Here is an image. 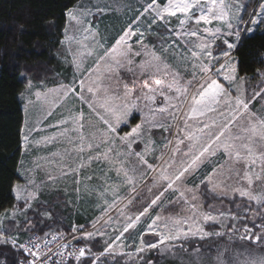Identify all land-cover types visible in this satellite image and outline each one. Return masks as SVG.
<instances>
[{"label": "snow or ice", "instance_id": "snow-or-ice-1", "mask_svg": "<svg viewBox=\"0 0 264 264\" xmlns=\"http://www.w3.org/2000/svg\"><path fill=\"white\" fill-rule=\"evenodd\" d=\"M257 2L247 20L243 0L121 3L115 10L130 15L115 36L96 23L110 5L78 0L68 10L60 44L71 79L34 93L49 105L46 119L57 108L67 112L48 125L56 133L42 138L66 145L48 160L58 174L13 185L24 207L0 214V244L22 251L20 264H117L116 257L156 264L144 256L153 250L195 254V264H264V70L240 76L232 60L242 33L264 24V0ZM33 87L29 81L25 91L31 95ZM36 131L21 130L25 148ZM69 177L77 200L83 185L100 215L91 230L74 223L71 233L49 227L36 234L27 212L40 192ZM206 193L220 206L207 204ZM225 200L235 210L223 207ZM39 214L51 219L48 211ZM6 221L16 236L2 230ZM21 231L29 233L24 242ZM133 232V243H124ZM97 237L103 250L94 252ZM213 237L220 243L207 254L191 247ZM73 241L85 243L77 249Z\"/></svg>", "mask_w": 264, "mask_h": 264}, {"label": "trees", "instance_id": "trees-1", "mask_svg": "<svg viewBox=\"0 0 264 264\" xmlns=\"http://www.w3.org/2000/svg\"><path fill=\"white\" fill-rule=\"evenodd\" d=\"M78 0H0V214L17 205L12 186L19 182L17 173L21 157V127L23 112L19 95L25 88V79L34 82L48 80L60 71L56 52L66 22V12ZM233 56L240 76H253L257 70H264V24L249 34H243ZM237 199V198H236ZM239 201V199H237ZM37 205L36 211H28L30 219L37 225L36 233L43 234L58 225L66 232V214L54 204ZM207 204H218V200L207 197ZM223 207H232L227 200ZM50 210L51 219L43 220L40 211ZM8 233L12 226L8 225ZM92 250L102 251L101 241ZM85 243V242H83ZM220 243L217 240L190 242L191 247L202 246V252ZM177 256L188 254L178 251ZM194 257L195 254H194ZM25 259L21 251L10 245H0V264H18ZM103 259V258H102ZM146 259L156 264H178L175 257L161 256L152 251ZM184 260V259H183ZM117 264H124L117 260ZM72 264H75L72 262ZM109 264L111 260L109 258Z\"/></svg>", "mask_w": 264, "mask_h": 264}, {"label": "rangeland", "instance_id": "rangeland-1", "mask_svg": "<svg viewBox=\"0 0 264 264\" xmlns=\"http://www.w3.org/2000/svg\"><path fill=\"white\" fill-rule=\"evenodd\" d=\"M100 3L103 5H110L112 7V11H109L106 15L97 17L96 18V23L99 24V28L101 33L115 36L117 35L121 28L124 26L126 19L129 18V13L127 11L124 12H119L116 11L115 9L117 8V5L121 3H129L135 6L136 0H99ZM243 3L247 5L246 10L242 13L244 15L245 20L248 19V14L253 11V9H256L257 11L259 10L258 8V2L257 0H243ZM77 4V3H76ZM75 4V5H76ZM74 5V6H75ZM74 8V7H72ZM71 8V9H72ZM68 12V11H67ZM66 12V13H67ZM66 16V15H65ZM67 23V16H66V22ZM241 28H244L245 25L241 24ZM248 27H251V24H248ZM65 28V27H64ZM253 32V31H252ZM251 32H245L243 34H249ZM63 37V33H62ZM234 51V50H233ZM233 51H232V60L236 66V62L233 56ZM64 49L63 46L60 44L59 50L56 52V58L59 61L60 64V71L54 75V77L48 79V80H43L40 82H34L32 79L29 77H26L25 79V88L23 89L22 92H24V97L22 98L21 95H19V100L21 103V108L23 112V122H22V129H27L30 128H36L38 127L40 131L32 132L30 136V143L27 145V148L23 145L21 141V157L19 160V165L17 169L18 177H19V184H24L27 182L28 178H34L39 184L41 181L46 180V174L51 172L53 175L58 174V169L53 163H49L48 160H52L54 158L51 157V153L57 150L63 151L66 145L64 143H53V144H45L43 142V137L46 136H52L53 134L56 133V129L48 127L49 124H54L58 119H60L63 115H67V112L64 110L63 107L57 108L54 111L53 116L46 117V111L49 108V105L46 103L45 98L41 96L40 98H37L34 93L36 91H41L44 92L47 89H53L57 87L58 83L61 81H67L71 79L72 75V68L68 66L67 63H65L64 60ZM69 59H71L69 57ZM29 81L34 85L32 89L33 94H29L28 92L25 91L26 86L28 85ZM21 92V93H22ZM31 101V102H29ZM71 103V100L69 101V104ZM27 120V129L25 128V121ZM139 119L134 121L133 125L135 123H138ZM123 134V133H121ZM159 139V137H157ZM41 141L39 145L36 144V141ZM42 157L47 158L46 159H41ZM58 159V158H55ZM21 160L24 161V175H21V172L18 171L21 169ZM39 164L40 167L37 168L36 165ZM95 167V165H93ZM16 183V184H18ZM191 181H189V186H191ZM75 185L72 182V178H66L63 180H58L55 184V186H49L46 187L42 192L39 193V200L38 202L34 203L33 209L29 211H36L37 205H43V206H48L51 198H55L54 204L57 205L61 210H63L66 214V225L68 230L71 231V226L72 224H83L86 225L87 230H91V222L100 215L99 210L96 208V200L94 197H89L84 191H83V185H81V198L77 200L76 193L73 191ZM67 189V192L65 191ZM206 191V190H205ZM15 197V194H14ZM207 197L210 199L212 196L207 195ZM237 199H240L237 197ZM19 203V207L23 208L24 204L23 201L17 202ZM217 207L218 204H216ZM11 210V209H10ZM235 210V208H234ZM43 211H48L50 210H43ZM156 211H159L157 209ZM179 208H176L175 210L173 209H166L164 211V215H169L174 212H178ZM51 214V213H50ZM153 215H155V212H153ZM28 218L30 216L28 215ZM42 216V215H41ZM52 216V215H51ZM19 220L23 221L24 217L20 216L18 217ZM43 220H50L42 216ZM7 224V221L5 222ZM53 229H63L62 227L56 225ZM3 231H6L8 235L10 236H16V230L14 227L11 228V233H8L7 225ZM209 231H212V228L208 229ZM67 231V232H69ZM109 232H111V229H108ZM29 233L21 231L19 233V241L22 242L25 239H27ZM127 235V234H126ZM136 236V233L133 232L131 236L128 237L127 240L124 241V243L131 245L133 243V238ZM100 240L99 237H97V240ZM107 239V237H105ZM146 239H153V237L148 236ZM216 240L214 237L209 240H204V241H212ZM101 241V240H100ZM84 241H80L81 244L84 245ZM138 239H136V243H138ZM77 243V242H76ZM74 243V244H76ZM72 243V245H74ZM103 242L101 241V245ZM2 245V244H0ZM4 245H10V244H4ZM11 246V245H10ZM125 251H132L134 252V248H125ZM154 251V250H153ZM151 252H147L144 254L145 258L150 254ZM172 256L171 254H169ZM173 257V256H172ZM117 260H120L121 262L124 263V260L126 258H120L116 257ZM183 264H195L196 262V257L193 255H188L183 258ZM111 260V258H110ZM176 262L178 264H182L180 256L175 257ZM73 263L76 264L75 261H72Z\"/></svg>", "mask_w": 264, "mask_h": 264}, {"label": "built area", "instance_id": "built-area-1", "mask_svg": "<svg viewBox=\"0 0 264 264\" xmlns=\"http://www.w3.org/2000/svg\"><path fill=\"white\" fill-rule=\"evenodd\" d=\"M67 233H71V231H69V232H67ZM36 234H38V235H43V234H39V233H36ZM26 240V239H25ZM24 240V241H25ZM24 241H22V242H24ZM72 246H74L75 248H79V247H81V246H83V244H81L80 242L79 243H76L75 245H72ZM71 250V247L69 248V249H67L66 251H70ZM22 252V251H21ZM23 253V252H22Z\"/></svg>", "mask_w": 264, "mask_h": 264}, {"label": "bare ground", "instance_id": "bare-ground-1", "mask_svg": "<svg viewBox=\"0 0 264 264\" xmlns=\"http://www.w3.org/2000/svg\"><path fill=\"white\" fill-rule=\"evenodd\" d=\"M74 244V243H73ZM75 245V244H74ZM23 254V253H22ZM24 255V254H23ZM74 261V260H73ZM21 262V261H20ZM20 262L18 264H20Z\"/></svg>", "mask_w": 264, "mask_h": 264}, {"label": "water", "instance_id": "water-1", "mask_svg": "<svg viewBox=\"0 0 264 264\" xmlns=\"http://www.w3.org/2000/svg\"><path fill=\"white\" fill-rule=\"evenodd\" d=\"M72 243H76V241H73Z\"/></svg>", "mask_w": 264, "mask_h": 264}, {"label": "crops", "instance_id": "crops-1", "mask_svg": "<svg viewBox=\"0 0 264 264\" xmlns=\"http://www.w3.org/2000/svg\"><path fill=\"white\" fill-rule=\"evenodd\" d=\"M14 194V193H13Z\"/></svg>", "mask_w": 264, "mask_h": 264}]
</instances>
